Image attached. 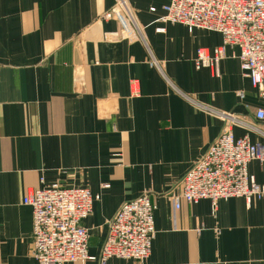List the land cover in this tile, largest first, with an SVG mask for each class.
<instances>
[{"label": "crops", "instance_id": "0c3cea01", "mask_svg": "<svg viewBox=\"0 0 264 264\" xmlns=\"http://www.w3.org/2000/svg\"><path fill=\"white\" fill-rule=\"evenodd\" d=\"M168 1L127 0L132 22L115 0H0V264H37L22 200L41 179L98 196L82 222L95 257L120 206L150 197L148 259L105 264H264V201L175 208L184 176L222 132L210 110L242 119L233 135L252 144L264 145V124L238 49L225 48L218 75L196 70V51L211 54L222 36L162 23ZM247 171L264 185L258 162Z\"/></svg>", "mask_w": 264, "mask_h": 264}, {"label": "built area", "instance_id": "2783aa9c", "mask_svg": "<svg viewBox=\"0 0 264 264\" xmlns=\"http://www.w3.org/2000/svg\"><path fill=\"white\" fill-rule=\"evenodd\" d=\"M115 9L122 10L132 22L127 0H115ZM164 24H178L193 29L217 32L222 45L212 50L196 51V70L210 68L219 74V62L225 48H237L236 56L242 76L258 92L262 106L254 113L256 121L264 124V0H169L162 6ZM150 11H155L151 8ZM102 18L111 19L110 12ZM157 32H163L158 28ZM132 96L139 95L136 81L131 82ZM223 123L218 139L187 172L181 181V191L172 198L175 208L183 201L194 205L209 200L212 214L217 203L233 198L264 201V185L249 175L247 165L256 161L264 169V145L252 144L247 135L235 138L233 127L245 122L228 113L210 110ZM28 192L22 203L31 208L32 230L30 254L37 264H66L109 259L138 263L150 255L155 236V205L147 194L125 202L107 223V235L97 257L88 254L89 233L82 226L92 213L98 196L87 188L44 185Z\"/></svg>", "mask_w": 264, "mask_h": 264}]
</instances>
